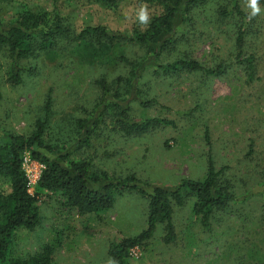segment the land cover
I'll list each match as a JSON object with an SVG mask.
<instances>
[{"label": "rangeland", "instance_id": "obj_1", "mask_svg": "<svg viewBox=\"0 0 264 264\" xmlns=\"http://www.w3.org/2000/svg\"><path fill=\"white\" fill-rule=\"evenodd\" d=\"M215 3L201 19L211 23L180 25L179 33L188 40L185 49L192 58L206 67L221 63L226 68L220 78L187 73L164 77L148 66L130 96L129 69L121 57L141 62L144 52L128 44H82L17 61L23 73L14 86L9 82L13 61L0 50V131L30 135L49 94L52 104L45 143L63 148L69 161H87L91 172L102 170L120 178L135 175L153 185L173 187L183 179L202 180L209 155L216 170L224 169L221 178L230 183L235 199L226 209L214 212L209 226H202L192 202L173 204L174 241L166 244L164 226L157 224L152 238L131 249L124 264H264V0L255 17H250L247 0H238L247 14L244 53L238 59L234 35L240 19L230 16L218 21ZM141 8H147L150 18L161 13L157 6L139 0H121L115 11L86 0H4L0 22L26 11L47 17L58 11L67 14L76 28L102 25L129 33L142 25ZM248 56L254 59L251 79L243 62ZM100 80L115 89L113 96L129 97L130 118H161L173 125L125 136L112 122L111 110L101 117L92 113L101 102ZM138 93L155 99V104L141 106L135 99ZM79 120L88 122L87 142L82 141L85 131L78 139ZM38 198L39 225L32 232L16 233L12 243L16 256L51 244L54 264H112L110 246L146 228L147 202L136 191L116 196L107 212L85 216L62 207L55 195Z\"/></svg>", "mask_w": 264, "mask_h": 264}, {"label": "trees", "instance_id": "obj_2", "mask_svg": "<svg viewBox=\"0 0 264 264\" xmlns=\"http://www.w3.org/2000/svg\"><path fill=\"white\" fill-rule=\"evenodd\" d=\"M1 1L4 0H0ZM104 5L115 11L121 0H86ZM225 2V4L223 3ZM140 3L157 6L161 13L153 15L147 24L134 27L131 32L109 30L102 25H82L76 28L68 15L53 12L50 17L45 13L24 12L6 23L0 22V50L13 61L10 68L9 82L17 85L21 82L23 68L16 62L34 59L42 53L66 52L77 45L114 46L128 44L132 49L144 52V59L139 62L127 56L121 57L128 66L130 83L128 93L136 90L137 81L144 69L155 67L157 75L164 77L177 76L180 73L201 74L206 77L220 78L225 67L220 63L214 67H206L192 58L186 51L188 41L179 33L180 25L195 27L212 21H202L203 13L210 10L215 3L218 21L230 16H237L241 25L234 35V55L240 58L243 51L244 25L247 14L241 11L238 0H139ZM263 0H259L262 3ZM218 37V36H217ZM244 60V61H243ZM239 63L246 62L249 79L254 74L253 57L248 56ZM16 64V65H15ZM28 71L33 72V69ZM136 81L135 84L133 82ZM101 90V102L96 103L93 114L104 115L111 110L112 122L125 136H141L157 127L173 125L171 121L161 118L132 119L128 116L130 102L113 96L115 89H110L105 80L98 81ZM135 92V91H134ZM135 98L143 107L155 104V99H147L141 93ZM108 97L112 99L109 100ZM1 98V95H0ZM106 103L103 105V103ZM51 98L49 94L43 102V115L37 118L34 130L28 136L0 131V264H54L55 247L44 244L38 251L24 256H16L12 243L19 230L32 232L40 222L38 206L39 195L60 199L62 207L76 210L80 216L100 214L110 210L116 196L136 191L147 202L146 228L139 234L123 238L109 248L112 264H124L130 250L147 243L153 236L156 225L164 226V242L169 244L175 239V228L172 221L173 204L183 206L192 202V211L199 217L202 226H209L215 211L228 207L234 200L231 185L223 181L224 169L216 170L211 155L207 158L206 175L202 180L183 179L173 187L153 185L140 180L135 175L124 178L111 177L106 171H90V164L84 160L69 161L63 148L48 146L44 141L45 128L51 115ZM93 115L92 119H95ZM100 115V117H101ZM99 121V120H98ZM96 121V124L97 122ZM87 121L79 120L81 133L85 131ZM90 126V124H89ZM89 132L83 133L87 142ZM86 136V137H85ZM43 166L34 193L28 191L27 178L22 169L24 154Z\"/></svg>", "mask_w": 264, "mask_h": 264}, {"label": "built area", "instance_id": "obj_3", "mask_svg": "<svg viewBox=\"0 0 264 264\" xmlns=\"http://www.w3.org/2000/svg\"><path fill=\"white\" fill-rule=\"evenodd\" d=\"M22 169L27 178L28 191L31 193V188L35 187L39 178L43 166L31 159L29 154H24L22 160Z\"/></svg>", "mask_w": 264, "mask_h": 264}, {"label": "clouds", "instance_id": "obj_4", "mask_svg": "<svg viewBox=\"0 0 264 264\" xmlns=\"http://www.w3.org/2000/svg\"><path fill=\"white\" fill-rule=\"evenodd\" d=\"M247 7L251 9L250 17H255L256 15L261 13L259 0H247ZM138 16H139V21L142 24H147L150 20V16L147 8H141Z\"/></svg>", "mask_w": 264, "mask_h": 264}]
</instances>
